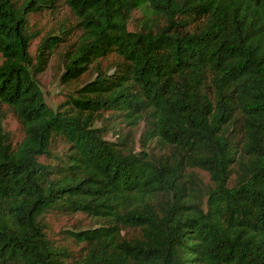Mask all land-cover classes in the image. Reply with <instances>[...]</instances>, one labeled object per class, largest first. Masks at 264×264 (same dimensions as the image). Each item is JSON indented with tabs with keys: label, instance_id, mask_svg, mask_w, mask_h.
I'll use <instances>...</instances> for the list:
<instances>
[{
	"label": "trees",
	"instance_id": "1",
	"mask_svg": "<svg viewBox=\"0 0 264 264\" xmlns=\"http://www.w3.org/2000/svg\"><path fill=\"white\" fill-rule=\"evenodd\" d=\"M64 3L62 80L94 77L53 110L35 76L69 37L29 52L53 0H0V103L23 130L0 120V264H264V0ZM48 212L95 224L58 245Z\"/></svg>",
	"mask_w": 264,
	"mask_h": 264
},
{
	"label": "rangeland",
	"instance_id": "2",
	"mask_svg": "<svg viewBox=\"0 0 264 264\" xmlns=\"http://www.w3.org/2000/svg\"><path fill=\"white\" fill-rule=\"evenodd\" d=\"M141 16L142 14L139 10H134L127 28L132 31L137 30ZM76 24V17L71 13L64 0H53V7L46 8L41 14L29 15V25L35 33L29 47V52L33 58L36 57L39 43L47 35L51 33L59 34L61 31H65L66 36L69 37L65 45L49 56L45 69L35 76L43 92L45 104L53 110H56L70 98L75 97L79 88L94 77V71L90 69L76 79H71L68 82L62 80L65 70L64 58L62 57L63 52L66 45L71 44L80 33ZM2 60L3 58L0 54V64ZM117 60L115 54L111 53L102 59L101 64L108 66ZM0 120L5 130L9 132L12 142L20 141L23 137L22 127L8 106L2 103H0ZM107 137L113 138L111 133H108ZM196 172L205 184H210L209 175L206 172L202 170H196ZM45 220L48 225V236L58 245L68 242L66 238L64 239V230H73L80 227L87 228L95 224V220L82 212L66 214L48 212L46 213Z\"/></svg>",
	"mask_w": 264,
	"mask_h": 264
}]
</instances>
